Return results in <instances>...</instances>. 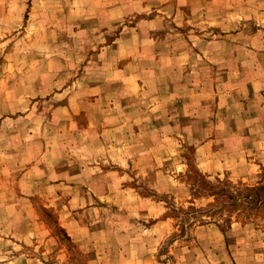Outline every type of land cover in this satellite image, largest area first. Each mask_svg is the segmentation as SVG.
<instances>
[{"label":"rangeland","instance_id":"374dc122","mask_svg":"<svg viewBox=\"0 0 264 264\" xmlns=\"http://www.w3.org/2000/svg\"><path fill=\"white\" fill-rule=\"evenodd\" d=\"M0 264H264V0H0Z\"/></svg>","mask_w":264,"mask_h":264}]
</instances>
